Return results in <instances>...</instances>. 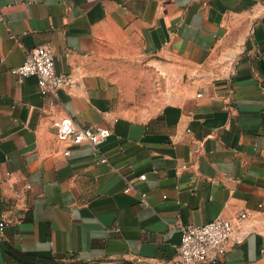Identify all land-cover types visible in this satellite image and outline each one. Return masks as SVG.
<instances>
[{
	"label": "crops",
	"instance_id": "crops-1",
	"mask_svg": "<svg viewBox=\"0 0 264 264\" xmlns=\"http://www.w3.org/2000/svg\"><path fill=\"white\" fill-rule=\"evenodd\" d=\"M38 45L57 98L11 72ZM243 212L216 264H264V0H0V264H163Z\"/></svg>",
	"mask_w": 264,
	"mask_h": 264
},
{
	"label": "built area",
	"instance_id": "built-area-1",
	"mask_svg": "<svg viewBox=\"0 0 264 264\" xmlns=\"http://www.w3.org/2000/svg\"><path fill=\"white\" fill-rule=\"evenodd\" d=\"M11 72L18 77L34 76L42 96L57 98V92L64 87H72L73 76L70 73L57 72L53 50L47 45H38L25 52L22 63ZM107 127L94 124H77L71 115L60 118L57 124V138L69 141L73 145L86 144L99 152L100 161L107 164V159L100 153V145L110 136ZM69 152H64L67 155ZM145 179V174L138 177ZM125 193L137 192L130 184ZM145 193H140L143 203ZM249 212L240 213L233 219L215 218L201 225L181 224L180 241L175 254L163 264H216L226 251L227 241L235 226L246 218ZM4 221H0V233ZM74 259L73 257L71 258Z\"/></svg>",
	"mask_w": 264,
	"mask_h": 264
},
{
	"label": "trees",
	"instance_id": "trees-1",
	"mask_svg": "<svg viewBox=\"0 0 264 264\" xmlns=\"http://www.w3.org/2000/svg\"><path fill=\"white\" fill-rule=\"evenodd\" d=\"M23 258H26L28 260H32V261H36V262H40V263H43V264H56L55 261L53 260H48V259H36V258H33V257H29V256H26V255H21ZM66 264H83V263H78V262H70V263H66Z\"/></svg>",
	"mask_w": 264,
	"mask_h": 264
},
{
	"label": "water",
	"instance_id": "water-1",
	"mask_svg": "<svg viewBox=\"0 0 264 264\" xmlns=\"http://www.w3.org/2000/svg\"><path fill=\"white\" fill-rule=\"evenodd\" d=\"M28 263H30V264H41V263H35V262H31V261L30 262L28 261Z\"/></svg>",
	"mask_w": 264,
	"mask_h": 264
}]
</instances>
